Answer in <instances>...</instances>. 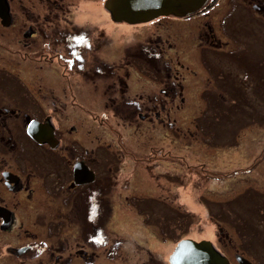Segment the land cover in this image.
<instances>
[{
	"label": "flooded vegetation",
	"instance_id": "1",
	"mask_svg": "<svg viewBox=\"0 0 264 264\" xmlns=\"http://www.w3.org/2000/svg\"><path fill=\"white\" fill-rule=\"evenodd\" d=\"M225 1L228 6L221 12L220 27L217 28L213 21L208 23L207 18ZM207 3L189 15H162L141 23L115 21L104 3L103 8L111 22L128 26L150 27L162 21L170 23L175 30L177 25L186 28L188 23L203 20L205 30L198 35V40L204 47H201V51H194L193 56H197L207 74H214V68L209 65L213 55H220L223 51L235 55L238 49H230L231 42L242 44L241 34L246 26L260 28L259 22L264 21V0H208ZM70 8L77 9L78 5H70L68 0H0V258L9 261L35 262L48 254L49 264H73L75 259L82 260L83 264H96L101 249L107 250V255H116V243L123 241L113 239L97 221L104 196L113 192L120 181V167L115 171L113 165L106 166L109 158L113 157V151L116 156L136 163L148 165L154 161L153 166H157L159 162L167 161L176 164L180 156L175 154V149L180 144L182 131L177 114L187 104L213 98V85L207 82L199 84L200 73L195 70L188 73L187 80L183 76V69L189 67L183 64L181 56L176 53L173 60L171 54H167L165 44L169 50L176 48L175 51H178L177 48L186 44L187 39L175 42L170 34L169 37L165 33L150 36L143 32L136 45L129 46L118 60L116 50L105 57L102 48L105 45L104 49L108 47L107 34L95 25L76 22L70 16V13L73 16ZM6 55L14 56V70L5 67ZM38 62L47 66L45 76L31 77L23 64L32 66ZM49 69L54 70L58 79L56 83L49 76ZM148 78L155 83L151 89L145 85L144 80ZM33 82L37 84L32 85ZM87 84L93 87V91L89 92L91 96L100 93V99L104 98V102L111 105V110L123 116V126L135 128L136 134H146L144 137L152 142L158 139L159 131L165 130L172 135V139H162L170 141L169 146H156L154 142L156 144L149 145V151L137 156L140 153L127 143L122 146L114 142L115 149L107 146L102 152L101 112L96 114L95 109L85 110L83 105L76 102V98L79 99L77 92ZM42 86L49 88L48 95L42 96V92L36 91ZM81 95L85 98V91L81 90ZM69 96L72 97L70 101ZM69 103L72 110L89 116L92 121L90 128L66 125L68 118L60 111L66 110ZM33 121L34 126L39 127V132L43 125L52 127L47 128V131L53 132L49 141L38 142L31 136L29 127ZM198 126L195 123V127ZM108 130L110 132L111 129ZM187 130L193 134L190 128L186 127V133ZM261 162L257 161L255 167ZM106 167L113 171V175L105 171ZM257 179L264 180V176L260 178L258 173ZM122 180L121 188L128 189V181ZM258 188L261 198L257 202L263 214L264 191L260 189L264 188V184ZM41 189L52 199L51 205L55 204L49 211L41 212L35 205ZM132 195L133 192L130 195L126 193L124 197L126 200L132 199ZM148 199L157 200V206L145 211L140 209L139 204L135 205L136 210L145 216V224L153 226L157 222L162 226H159L160 232L163 226H170V229L173 224L174 229L177 224L180 226L182 210L179 201L176 202L178 204H171L168 198L166 203L163 194L159 193L151 197L137 196L136 202L145 203ZM56 200H59V205L55 203ZM107 208L111 212V207ZM226 217L231 218L230 221L238 229L245 231L253 226L246 219L236 220L230 214H226ZM38 219L45 222L51 235L47 240L38 238L34 230L38 227ZM71 220L77 225V238H82L74 244L69 239ZM150 225L147 227L159 232L157 227ZM217 231L218 242L229 251L225 253L213 245L229 259L230 264H240V257L250 264L259 263L233 244L226 227L218 224ZM175 233V230L171 231V236L164 239L165 242L175 241L168 255L159 260L158 257L162 255L148 248L149 260L141 263L171 264L169 259L176 245L184 239L181 235L172 240ZM6 234L9 236L7 239ZM55 244L59 248H53ZM243 264L249 263L244 261Z\"/></svg>",
	"mask_w": 264,
	"mask_h": 264
},
{
	"label": "rangeland",
	"instance_id": "2",
	"mask_svg": "<svg viewBox=\"0 0 264 264\" xmlns=\"http://www.w3.org/2000/svg\"><path fill=\"white\" fill-rule=\"evenodd\" d=\"M68 1L70 5H78L77 9L70 8L73 16L76 11L75 17L70 13L71 18L83 25L90 26L91 24V26L100 27L107 34L109 44L106 49H104L106 45L103 46V56L109 57L108 54H113V51L116 50V59L118 60L126 53L129 46L136 45L135 42L142 38L143 32L150 36L158 33H165L167 36L170 34L175 42L185 38L187 43L181 48H177L178 51H175L176 48L169 50L165 44L167 54H171L173 60L176 53L179 57L181 56L183 64L189 67L187 70L183 69V76L187 80L189 79L188 73H193L192 70H195L200 73L199 84L207 82V84L213 85L212 90L214 89L211 100L205 102L197 100L187 104L186 108L177 114L182 131L180 144L177 146V150L175 149L177 151L175 154L180 156L176 164L167 161L159 162L157 166H153L154 161L148 165L144 162L136 163L125 157L116 156V152L113 151V157L109 158L106 166L113 165L115 171L120 167V181L113 192L104 196L101 214L97 221L101 222L113 239H120L123 242L120 243L118 240L119 242L116 243L118 244L116 255H107L105 253L107 250L101 249L96 264H142L141 262L149 260L148 248L157 255H162L160 258L158 257L159 260H162L164 255L170 253L175 243L171 240L165 242L164 239L170 237L169 234L174 230L176 233L171 237L172 240L181 235L182 238H191L196 241L210 239L216 248L228 253L229 248L218 242V224L228 229L233 244H237L247 255L258 260V264H264V213L262 214L263 211L257 202L261 198L258 195V187L264 184L263 179H257L258 173L260 178L264 176V21L259 22L261 26L257 29L246 26L244 33L241 34V45L237 41L231 42L229 48L238 49L235 55L224 53L225 51L220 55H213V58L209 60V65L214 68V74H207L208 71L201 68L197 56H193L194 51H199L201 47H204V44L198 40V35L205 30L203 20L188 23L186 28L177 25L175 30L170 23L162 21L161 24L150 27L128 26L111 22L107 18V12L103 8L105 0ZM227 6L226 1L223 2L220 8L209 14L207 22L213 21L217 28L220 27L223 14L221 12ZM5 60V67L14 70L16 63L14 56L6 55ZM40 63L32 64V66H26L24 63L23 67L29 71L31 77L36 75L40 78L45 76V70H47V66ZM49 71L51 72V74L48 73L49 76H52L56 83L58 79L55 77L54 70L49 69ZM144 81L146 88L151 89L152 85L155 86L150 78ZM36 84L32 83V85ZM90 85L81 87L80 92H77L79 99L76 98V102L83 105L85 110L95 109L97 110L96 114L101 112L102 152L108 148L107 146H112L110 149H115L114 142H119L122 146L127 143L129 147L140 153L137 156H141L142 152L149 151V145L152 144L169 146L170 141L162 139H172V135L165 130L157 133L158 139L154 143L150 141L151 139L144 137L146 134H136L135 128L123 126V116L111 110V105L107 101L105 103L104 98L100 99V93L94 96L89 94L91 90L93 91V87ZM48 89V87L42 86L36 88V91L42 92V96H44L48 95ZM76 90L77 87H75ZM81 90L85 91V98L81 95ZM71 98L69 96V101ZM69 105L71 106L69 103L66 110L60 111L64 117L68 118L65 120L66 125L77 124L78 127L90 128L89 124H92V121L89 116L78 110H72ZM108 106H110V110ZM112 106L116 105L112 104ZM195 123L199 124L197 128ZM186 127L190 128L193 134H190L188 130L186 133ZM108 128L111 129L110 132ZM120 136L121 138H119ZM259 160L262 162L256 168V163ZM107 167L105 171L113 175V171H109ZM122 179L128 181V189L121 188ZM260 190L264 191V188ZM132 192V199L126 200L125 194L130 195ZM159 193L163 194L166 203L170 198L171 204H178L176 203L178 201L181 204L180 226L177 224L175 229L173 224L171 229L170 226H163V230L160 232L162 226L157 222L153 226L149 224L151 227H157L159 230L157 232V230L147 227L149 225L145 224L143 219L145 216L136 210V204H139L140 209L148 211L158 203L155 199L137 203V196L151 197L159 195ZM262 197L264 198V195ZM51 203L52 199L48 198L41 189L35 205L41 212H45L55 207V204L51 205ZM55 203L60 204L59 200H56ZM107 206L111 207V212ZM226 214H230V217L235 216L236 220L238 218L246 219L253 226L245 231L238 229L233 225V221H230L231 218L226 217ZM146 220H150L147 215ZM37 225L38 227H35L34 230L38 233V238L47 240L51 237L44 221L38 219ZM70 226L69 239L74 244L82 238L76 236L78 230L76 223L71 220ZM8 237L6 234L5 239ZM53 248L59 247L55 244ZM47 255L44 254L35 262L22 263L19 259L9 261L6 258H0V264H49ZM73 264H83V262L80 259H75ZM158 264L162 263L158 262Z\"/></svg>",
	"mask_w": 264,
	"mask_h": 264
},
{
	"label": "water",
	"instance_id": "3",
	"mask_svg": "<svg viewBox=\"0 0 264 264\" xmlns=\"http://www.w3.org/2000/svg\"><path fill=\"white\" fill-rule=\"evenodd\" d=\"M208 0H105L104 6L115 21L141 23L162 15L185 16L199 10ZM30 127L29 133L38 142L53 135L51 126ZM34 126V127H33ZM37 127V128H35ZM239 263L250 262L238 258ZM171 264H230L229 259L218 252L208 240L183 239L170 257Z\"/></svg>",
	"mask_w": 264,
	"mask_h": 264
},
{
	"label": "bare ground",
	"instance_id": "4",
	"mask_svg": "<svg viewBox=\"0 0 264 264\" xmlns=\"http://www.w3.org/2000/svg\"><path fill=\"white\" fill-rule=\"evenodd\" d=\"M208 3H209V2H208ZM208 3H207V4H208ZM205 7H206V6H205ZM196 13H197V12H196ZM153 19H154V18H153ZM215 249H216V248H215ZM216 250L219 252V250H218V249H216Z\"/></svg>",
	"mask_w": 264,
	"mask_h": 264
}]
</instances>
